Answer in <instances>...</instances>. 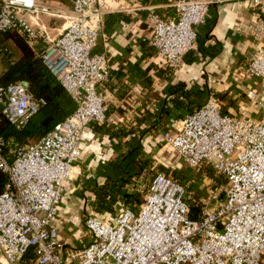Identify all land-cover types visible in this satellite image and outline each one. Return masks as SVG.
<instances>
[{
    "label": "built area",
    "instance_id": "built-area-1",
    "mask_svg": "<svg viewBox=\"0 0 264 264\" xmlns=\"http://www.w3.org/2000/svg\"><path fill=\"white\" fill-rule=\"evenodd\" d=\"M70 2L60 8L41 0H0V32L16 29L28 40L46 41L42 61L77 104L36 141L13 149L0 138V172L6 177L0 191V254L8 264H24L30 249L35 264H264V44L245 69L261 83L260 92L249 96L259 117L223 113L210 96L162 134L166 147L190 167L220 175V187L208 179L214 203L191 218L184 184L156 172L135 210L120 208L112 221L89 212L83 225L92 241L80 249L64 245L60 204L82 156L83 136L91 124L107 120L101 89L110 76L107 56L94 52L104 3ZM210 3L174 0L166 17L148 12L147 40L164 66L176 70L183 64ZM250 3L257 16L249 29L264 37V0ZM42 16L63 19L61 29L50 35ZM40 102L19 81L0 84V119L17 128Z\"/></svg>",
    "mask_w": 264,
    "mask_h": 264
},
{
    "label": "crops",
    "instance_id": "crops-1",
    "mask_svg": "<svg viewBox=\"0 0 264 264\" xmlns=\"http://www.w3.org/2000/svg\"><path fill=\"white\" fill-rule=\"evenodd\" d=\"M41 1L60 8L71 6L70 0ZM101 1L105 7L97 26L99 36L94 52L104 53L110 65V76L101 89L107 107V120L103 124L120 128L122 135L129 136L131 129H137V118L153 113L159 105L170 81L182 82L187 89L198 85L223 92L226 100H232L227 113H232V110L234 114L240 112L251 118L259 115V110L250 105L249 96L260 92L261 83L259 79L247 76L245 69L250 55L264 44V37L253 34L249 29L257 16L250 0H211L206 18L212 19L213 24L201 27L200 31L195 27L196 43L191 50L194 59L189 63L183 61L179 68L172 69V74L166 72L167 67L147 40L145 18L150 10L168 16L174 0ZM109 13H122L124 19L109 32H103L104 17ZM43 18L45 16L41 19L44 23ZM48 18L50 23L44 24L49 34L54 35L61 29L63 19ZM89 23L96 25L95 20ZM192 109L183 107L177 110L178 114L171 115L164 130L178 124L184 114L195 110ZM154 119L151 117V120ZM139 124V128L145 126L144 123ZM164 130L157 137L159 143L148 137L144 141L148 155L160 163L171 160V156H163L167 152L162 137ZM116 141L117 138L97 134L92 129L83 136L82 156L72 171L70 191L59 210L60 238L66 247L80 249L92 241V236L83 225L90 210L86 201L93 198L92 182L88 179L95 176L100 160L111 159L117 154ZM97 180L100 182L102 178L98 176ZM136 204L125 208H136ZM62 215L67 218L66 223ZM0 264H8L1 254Z\"/></svg>",
    "mask_w": 264,
    "mask_h": 264
},
{
    "label": "trees",
    "instance_id": "trees-1",
    "mask_svg": "<svg viewBox=\"0 0 264 264\" xmlns=\"http://www.w3.org/2000/svg\"><path fill=\"white\" fill-rule=\"evenodd\" d=\"M122 19H124L122 13L107 14L104 17L103 32H109ZM212 24L213 20L205 17L197 28L200 31L201 27H209ZM45 46L46 42L41 37L28 40L16 29L0 32V84L19 81L36 100L43 101L31 119L19 128L4 118L0 119V138L5 142H11L13 149L38 140L55 123L72 115L77 107L74 99L44 65L41 53ZM192 54L191 50L186 52L183 61L191 62L194 59ZM166 69L167 73H173L171 68ZM164 93L153 113L137 118V129H131L129 136L122 135L120 128L114 129L113 126L103 123L91 124V129L95 133L117 138L115 144L117 154L111 159L100 160L95 169V176L88 179L92 182L93 193V198L86 201L90 209L88 213L94 212L101 219L112 221L120 208L140 202L141 192L138 186L141 187L142 182L145 184V181L152 178L156 172L167 171L163 163L148 155L144 141L148 137L154 143H159L157 138L159 133L169 124L171 115L178 114L177 110L183 107L197 109L210 96L218 101L223 113H227L228 107L232 104L231 99L224 98L223 92L198 85L187 89L182 82L170 81ZM151 117L155 119L151 120ZM139 123H144L145 126L139 128ZM7 147L3 146L4 153L12 157L13 154L7 152ZM206 170L207 176H215L213 169L207 167ZM98 176L102 181L97 180ZM5 180V175L0 172V191ZM199 208L200 204H189L191 218L197 217ZM22 261L24 264L34 261L31 249L27 251Z\"/></svg>",
    "mask_w": 264,
    "mask_h": 264
},
{
    "label": "rangeland",
    "instance_id": "rangeland-1",
    "mask_svg": "<svg viewBox=\"0 0 264 264\" xmlns=\"http://www.w3.org/2000/svg\"><path fill=\"white\" fill-rule=\"evenodd\" d=\"M43 21H44V23H50L49 22L50 20L48 17L43 18ZM44 42H46V41H44ZM0 68H1V64H0ZM230 111L232 112V114H234V112L232 110H230ZM236 115L240 116L241 113L238 112V113H236ZM259 115H260V112H259ZM259 115H254V117H259ZM166 151L168 153H170V155L167 152H164L163 156L164 155H165V157L171 156V160L166 159L167 163L164 162L163 164L165 166V169H167V171H162V172H165L169 176L180 180L184 184L185 189H186L187 201L189 203L200 204V208H199L198 212L201 210V208L204 205L213 204L214 199L212 197L213 194L210 192V189H212V187H214V186H212L213 184H210L208 182V179L213 178L214 181L217 182V186L220 187V185H222V180L220 177H216L218 174L215 173V176L209 177V176H207L206 168H204L203 171L201 169L196 170V169L190 167L188 164H186L182 159L177 157V155L175 153H173L171 150H169L168 148H166ZM145 183H147V182H145ZM146 185H144V182L141 184V191H140L141 192V195H140L141 199H142ZM137 205L138 204H136V206ZM132 209L135 210L134 207H132Z\"/></svg>",
    "mask_w": 264,
    "mask_h": 264
},
{
    "label": "water",
    "instance_id": "water-1",
    "mask_svg": "<svg viewBox=\"0 0 264 264\" xmlns=\"http://www.w3.org/2000/svg\"><path fill=\"white\" fill-rule=\"evenodd\" d=\"M220 199H222V196L220 197ZM61 217H62V220H63L65 223H66V221H68L67 218H65L63 215H62ZM61 225L64 226V223H61Z\"/></svg>",
    "mask_w": 264,
    "mask_h": 264
}]
</instances>
